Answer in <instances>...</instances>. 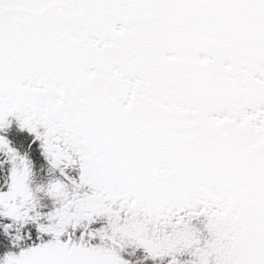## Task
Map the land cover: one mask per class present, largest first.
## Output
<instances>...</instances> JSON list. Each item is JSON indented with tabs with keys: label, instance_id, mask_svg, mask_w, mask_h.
Masks as SVG:
<instances>
[{
	"label": "flooded vegetation",
	"instance_id": "1",
	"mask_svg": "<svg viewBox=\"0 0 264 264\" xmlns=\"http://www.w3.org/2000/svg\"><path fill=\"white\" fill-rule=\"evenodd\" d=\"M0 101V264L166 263L171 214L264 213V0H0Z\"/></svg>",
	"mask_w": 264,
	"mask_h": 264
},
{
	"label": "rangeland",
	"instance_id": "2",
	"mask_svg": "<svg viewBox=\"0 0 264 264\" xmlns=\"http://www.w3.org/2000/svg\"><path fill=\"white\" fill-rule=\"evenodd\" d=\"M183 150L186 151L187 153L186 162L188 165L190 164V162L195 163L196 161L195 156H199L201 154L199 153V150H194V149H187V150L183 149ZM210 152L211 151L209 150H202V153H204L205 155L204 156L201 155V157L198 158L205 159L209 156L208 160H211V156L209 155ZM155 154L158 155L159 151H155ZM245 154H247L250 157V159L256 160L257 163L255 165L256 168L255 170H251L253 169V166H250V167H245L244 172L246 173L247 176L250 175V178L254 181V183L264 185V148L261 147L260 150L251 148ZM36 184L45 185V183H36ZM53 184L55 185L57 183H53ZM12 185H13L12 190L17 191L19 188V183L12 181ZM64 185H65L64 188L67 189L68 188L67 183H64ZM260 202L262 203V205H264V197H262ZM211 203H213L212 200ZM221 216H228V215L222 214ZM235 216L236 218L234 219L232 226L229 225L225 226L224 223V227H221V225L217 223L213 224L214 217H216L215 215L206 214V221L204 222L203 227L207 228V226H210V230H205L206 241H205L204 249L201 252L197 253L198 256L201 258V260H195L191 264H264V260L260 259V247H259L264 242V213L256 214L255 215L256 220L255 221L250 220L249 224H246L243 221L244 214H235ZM230 229L234 231H230ZM192 230L194 231V233L199 232L201 231V226L198 229L195 228V226H192ZM184 231L187 232L189 231V229L186 227L184 228ZM216 231L218 237L227 238L224 240V242L227 241L233 242L232 248L234 247L235 249L234 252L231 247H228L224 253H220L218 255L217 252L219 251V244H221L220 240L212 239V238L216 239L215 237ZM201 245L203 246V243H201ZM185 259H184L185 261H177L176 263L173 264H189V262L192 261L190 257H187Z\"/></svg>",
	"mask_w": 264,
	"mask_h": 264
},
{
	"label": "bare ground",
	"instance_id": "3",
	"mask_svg": "<svg viewBox=\"0 0 264 264\" xmlns=\"http://www.w3.org/2000/svg\"><path fill=\"white\" fill-rule=\"evenodd\" d=\"M87 201V199H86ZM85 199H84V203H80V205H89L88 201L86 202ZM203 216H205V218H201L200 220V225L201 227H203V224L204 222L206 221V214H204ZM218 231V230H217ZM217 231H216V240H219L220 237L217 236ZM160 233H163V231H161ZM205 234L202 233L201 231V237H200V240L199 242L196 244V249H195V252H201L203 249H204V246H205ZM201 243H203V246L201 245ZM176 244V241L175 240H171L170 243H169V246L167 248V254L170 252V250L174 247V245ZM192 247V244H189L188 243V248H191ZM157 252H160L159 250H157ZM173 262H176L175 260H173ZM155 264H169V262H166V263H155Z\"/></svg>",
	"mask_w": 264,
	"mask_h": 264
}]
</instances>
